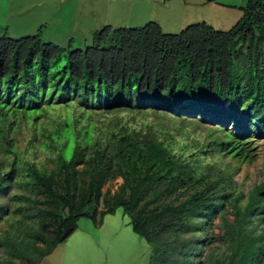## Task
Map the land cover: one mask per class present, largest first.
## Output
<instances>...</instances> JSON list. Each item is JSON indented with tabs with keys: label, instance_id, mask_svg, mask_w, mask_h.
Instances as JSON below:
<instances>
[{
	"label": "trees",
	"instance_id": "1",
	"mask_svg": "<svg viewBox=\"0 0 264 264\" xmlns=\"http://www.w3.org/2000/svg\"><path fill=\"white\" fill-rule=\"evenodd\" d=\"M241 10L226 32L105 26L84 49L0 36V264H40L100 204L127 216L149 264L262 263L264 181L244 191L233 176L262 142L264 178V0ZM149 116L202 142L177 152L169 129L127 124ZM26 127L37 134L21 150Z\"/></svg>",
	"mask_w": 264,
	"mask_h": 264
},
{
	"label": "rangeland",
	"instance_id": "2",
	"mask_svg": "<svg viewBox=\"0 0 264 264\" xmlns=\"http://www.w3.org/2000/svg\"><path fill=\"white\" fill-rule=\"evenodd\" d=\"M246 0H0V36L18 39L39 33L43 42L84 49L90 45L94 32L105 26L113 29H135L155 23L167 35H177L189 25L205 23L214 30L226 32L240 19ZM61 110L49 113L58 115ZM110 122H113L112 120ZM157 124L162 131L169 129L168 141L177 152L189 151L192 141L202 142L203 129L193 125L170 124L149 116L137 118L129 126L138 128L141 123ZM111 124V123H110ZM169 124L171 127H169ZM96 127H100L96 123ZM172 128L174 131H172ZM171 130V131H170ZM37 134L33 127H26L17 138L19 149L25 150V142ZM38 138H34V143ZM262 142L254 148L251 164L240 165L233 176L242 183L244 191L264 181L261 174ZM34 157L45 160L49 167L47 153L33 150ZM69 158V152H66ZM120 179L106 183L101 191L112 195L120 185ZM11 191V190H10ZM9 193V192H8ZM7 193V194H8ZM100 204V203H99ZM94 203L85 205L81 213L90 215ZM101 204L98 211H101ZM97 211L94 218L81 217L76 228L64 241L53 249L43 264H149L150 248L142 238L134 234L128 218L119 208L113 214ZM218 230L213 229L217 234ZM264 264V258L262 263Z\"/></svg>",
	"mask_w": 264,
	"mask_h": 264
},
{
	"label": "water",
	"instance_id": "3",
	"mask_svg": "<svg viewBox=\"0 0 264 264\" xmlns=\"http://www.w3.org/2000/svg\"><path fill=\"white\" fill-rule=\"evenodd\" d=\"M69 233H70V229L69 228L65 229L64 232L60 236V240H64L68 236Z\"/></svg>",
	"mask_w": 264,
	"mask_h": 264
},
{
	"label": "crops",
	"instance_id": "4",
	"mask_svg": "<svg viewBox=\"0 0 264 264\" xmlns=\"http://www.w3.org/2000/svg\"><path fill=\"white\" fill-rule=\"evenodd\" d=\"M42 261H43V260H42ZM42 261H41V262H42ZM41 262H40V264H43V263H41Z\"/></svg>",
	"mask_w": 264,
	"mask_h": 264
}]
</instances>
